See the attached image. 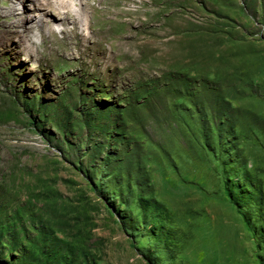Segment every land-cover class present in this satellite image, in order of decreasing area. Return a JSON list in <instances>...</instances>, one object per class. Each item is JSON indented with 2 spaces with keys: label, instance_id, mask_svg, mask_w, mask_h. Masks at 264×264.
<instances>
[{
  "label": "rangeland",
  "instance_id": "374dc122",
  "mask_svg": "<svg viewBox=\"0 0 264 264\" xmlns=\"http://www.w3.org/2000/svg\"><path fill=\"white\" fill-rule=\"evenodd\" d=\"M72 3L0 0V264H264V0Z\"/></svg>",
  "mask_w": 264,
  "mask_h": 264
},
{
  "label": "bare ground",
  "instance_id": "6f19581e",
  "mask_svg": "<svg viewBox=\"0 0 264 264\" xmlns=\"http://www.w3.org/2000/svg\"><path fill=\"white\" fill-rule=\"evenodd\" d=\"M39 2V1H38ZM41 2L43 3V6H45L46 8H53V10L55 11V15L58 17L60 15H67L68 12H75L74 8H73V0H41ZM49 13V14H48ZM53 12L51 10H49V12L44 13L42 17H46V16H50ZM70 17V16H69ZM59 18V17H58ZM61 18V17H60ZM48 19V18H47ZM68 19V18H67ZM71 19V18H70ZM19 20V19H18ZM44 20V19H43ZM64 20V19H63ZM55 18H51L50 22L54 23ZM20 27L22 28V32H28L30 29L29 27L25 26L22 21H18ZM90 22V21H89ZM49 23V22H48ZM53 39V35L52 38ZM55 40V39H54ZM57 41L55 40V43ZM65 53V52H64Z\"/></svg>",
  "mask_w": 264,
  "mask_h": 264
},
{
  "label": "trees",
  "instance_id": "16d2710c",
  "mask_svg": "<svg viewBox=\"0 0 264 264\" xmlns=\"http://www.w3.org/2000/svg\"><path fill=\"white\" fill-rule=\"evenodd\" d=\"M223 194L229 199V200H234V196H232L229 192L228 189H224L223 190ZM235 203V206L238 207L239 203L237 201H233ZM243 219L245 220V217L242 215ZM68 245V246H67ZM70 245L69 244H65V247H69ZM82 248V245H78L77 243H75V245H72L71 248H65L66 251L68 252L69 250H75L76 253H79L80 250ZM146 263H148V261H145ZM85 264V263H83ZM149 264V263H148Z\"/></svg>",
  "mask_w": 264,
  "mask_h": 264
}]
</instances>
